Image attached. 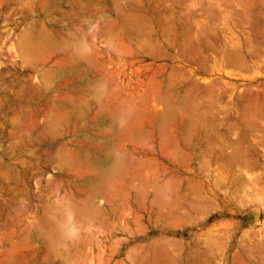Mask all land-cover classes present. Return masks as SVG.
I'll return each mask as SVG.
<instances>
[{
    "label": "rangeland",
    "instance_id": "374dc122",
    "mask_svg": "<svg viewBox=\"0 0 264 264\" xmlns=\"http://www.w3.org/2000/svg\"><path fill=\"white\" fill-rule=\"evenodd\" d=\"M44 1L0 0V264H51L54 260L52 264H59L60 259L64 257L62 250L67 246L70 250L68 247L64 250L67 249L68 253L70 251V258L74 255L70 264H139L140 258L147 254V247L153 244L154 240L160 242L163 239L178 245V249L186 244L185 247L192 246L195 242L201 249L208 239H214L218 241L215 248L213 247L214 264H264V117L260 116L264 93V40L257 37L264 34V0H87L93 9L96 4L97 10H93V13L84 18L86 23L88 20H94L91 28L87 26L91 34L85 31L86 40L98 56L96 61L103 65L105 72L111 73L117 82L107 89L108 93L122 88L128 91L127 93L137 92L140 90L136 87L137 83L150 81L144 90L145 96L148 95L149 98L147 105L151 109L152 105L162 100L169 74H177L180 81L169 89L172 96L169 105L173 111L181 112L164 121L159 134L155 128L159 123L153 122L150 127L146 119L141 121L143 129L141 128L142 132L140 131L136 139L137 144L134 145L137 152L132 151L133 146L123 144L122 153L129 159H123H126L122 163L125 168L121 166V172H131L133 169L132 173L136 172L137 168L150 172L156 169L158 172L164 166L167 168V175L160 177V180L167 181L169 176L174 177L168 184L170 194L179 191V195L181 193L187 196L191 202L197 197L203 200L198 214H193L185 203L169 198V194L168 201L171 204L179 202L178 209L174 211L177 215L174 217L175 224H163L155 220L153 210L149 211L141 196L143 187L139 188V184L142 182L135 183L139 192L133 193L134 190H128L125 175L120 173L111 176V183L104 188L101 198L92 199L94 209L97 205L95 210L98 214H91L87 219H82L67 215L66 211L56 213L57 203H70L68 205L73 206L85 198L80 192L82 188L78 180L75 179L77 171L70 169L68 165L62 166L58 160L59 156L72 161L77 151L89 156L95 155L92 150L95 143L93 139L100 127L92 123V117L97 112L94 102L86 108L80 107L79 103L72 104L73 107H53L50 103L65 102L64 93L71 98L74 95L73 89L55 92L66 78L58 76L46 83L42 77L43 73L53 67L56 58L45 65L42 62L46 56H31L25 60L16 49L22 34L27 30L31 31L33 36L39 29L58 34L59 37L54 38L56 42L64 41L67 33L76 34L78 25L75 4L81 0ZM41 3L45 4L44 8L40 7ZM148 8H152L154 12L150 13ZM69 9L71 12L67 15ZM169 12L172 15H168ZM180 15L185 18V29L189 31L192 47H198V38L203 36V41L214 48V53L201 54L209 61H204L203 67L207 70L205 73L202 68L176 58L164 39L151 28L158 16L175 20ZM109 26L113 29L109 30ZM122 29H126L128 35H131L130 42L134 48L147 42L145 34L150 35L153 40L152 48L156 52L159 51V58L153 60L144 52L130 59L122 56ZM134 34L141 36L136 38ZM169 41H172V37ZM221 49L237 50L241 56L247 57L249 64L253 65L254 61V67L245 73L227 68L218 57ZM248 50L256 51L255 60L249 58ZM124 81H128V86ZM156 85L164 87L162 92L157 91ZM59 96L65 99L59 100ZM51 97H55L53 101L50 100ZM104 97L105 95L101 98ZM121 98L124 96L121 95ZM133 102L136 107L130 110L132 115L139 107L138 98L134 97ZM151 110L155 115L156 111L163 112L164 107L156 105L155 109ZM191 111L198 117L195 123ZM56 112L63 113L65 118L62 119V114L59 116ZM130 113L128 115L132 116ZM188 114L192 116L191 121ZM128 115L121 121L116 115L114 118H106L115 128L121 129L130 117ZM53 116H58L59 120L54 123L56 128L53 125L49 129L47 122ZM244 124L249 128H243ZM170 134L175 135L174 150L177 155L174 166L170 165L167 158L163 161L158 159L159 147L155 143L160 138L166 141ZM113 137L115 147L117 135L114 134ZM206 140L213 144H206ZM168 144L163 145L171 152ZM107 146L102 145L104 148ZM238 146L244 150L245 158L257 159V167L240 168L237 164L227 165L218 159L220 153L230 154ZM144 147L152 151L154 160L153 163L148 162L150 165L146 166L147 169L145 165L148 164L143 165L146 170L134 164L144 157ZM194 185L201 188L199 196L191 191ZM206 187L212 190L213 195L205 190ZM103 197L106 198L105 202L101 201ZM66 201L68 203H65ZM44 216L49 217L51 221H67L66 228L71 231V234L62 239L65 245L61 243L63 246L57 249L53 259L48 255L46 242L34 231L39 223H43ZM77 241H80V244ZM134 248L135 252H132L134 250L131 249ZM179 250L175 254H179ZM128 253L131 259L127 258Z\"/></svg>",
    "mask_w": 264,
    "mask_h": 264
},
{
    "label": "bare ground",
    "instance_id": "6f19581e",
    "mask_svg": "<svg viewBox=\"0 0 264 264\" xmlns=\"http://www.w3.org/2000/svg\"><path fill=\"white\" fill-rule=\"evenodd\" d=\"M43 2H45V1L43 0ZM54 2H55V0H54ZM180 4H181V2H180ZM182 4H184V3H182ZM41 5H43V6H41ZM41 5H40V7L44 8L45 4L44 3H41ZM95 5H94V9H93L92 4L90 5V2L87 3V0H81V1H78L75 4V18H76V21H77L76 23L78 25V28L76 30V34L67 33L66 38L64 39V41L56 42L54 40V38L55 37L56 38L59 37L58 34H53V33H50V32H46V31H43L42 29H39L37 31V34L34 35V36L32 35V32L31 31L27 30L24 34H22L21 40L17 44V48H16L18 50L19 55L23 59H25V60H28V58L31 57V56L32 57L46 56V58L42 62L43 64L45 63V65H46V62L50 61L51 59H53V58H56L57 59L55 62H53V67H51L48 71H46L45 73H43L42 77H43V79L45 80L46 83H49V82L53 81V79L57 78L58 76H61L63 78H66V80H64L58 86V88L56 89L55 92L56 93L57 92L59 93V91H61L62 89H64V90L73 89V94L74 95H73V98H71L67 94L64 93V96L66 97V101L65 102L64 101L63 102H58V103H55L53 101L56 96L55 97H51L50 100H52L53 102H50V103L54 105L53 107H55V106L56 107H69L70 105H72L74 103H79L80 107L83 106V107L86 108V107H90L93 102L96 103V107H97V110H96L97 112L92 117V123L93 124H97L100 127V129H98L96 131V134H95L96 137L93 139V143L94 142L95 143H94V146L92 147V150H94L95 155L89 156V155L80 153L81 151L80 152L77 151V152L74 153L75 159L72 160V161L71 160L68 161V160L64 159L63 157L61 158V156H59L60 158H58L59 163L62 166L63 165H66V166L68 165V167L70 169H75L77 171L76 172L77 175H75L76 176L75 179L78 180V183H79L80 187L82 188V191H80V192H81L82 195H84L85 198H84V200H82L81 202H79L78 204H75L73 206L72 205H68L70 203H68L67 201L65 202V203H68L67 205H64V203H60V204L57 203L56 206L58 207V209H56L55 211H56V213L57 212L62 213L64 211H66L67 212V215L69 214L70 216L72 215V217L75 216L76 218H82V219L83 218H86L87 219V217L89 215H91V214H96V213L98 214L97 210H95L97 208V205L95 206L96 208L94 209L93 200L92 199L93 198H101L102 191L104 190L105 187H108L110 185V183H111L110 182L111 176L114 173H120V174H124L125 177H126V181H127L126 184L128 185V190H134L133 193H136L137 194L139 192V191L137 192V190H139V188H142L143 187V190L141 192V196L143 198L144 203H146L147 206L149 207V211L151 212L153 210L155 220L160 221L163 224H166V223L175 224L176 223V221H175L176 218H174V217L175 216L177 217V215H176V212L174 213V211L176 209H178L179 202L185 203L191 209V211L193 212V214H195V213L198 212L199 207L200 206L202 207V205L204 203L203 200L200 199L199 197H197V198H194V201L193 202H191V201H189L190 198H187V196L182 195L181 193L179 195L178 194L179 191H177L175 193L171 192V194H170L168 192L169 191L168 184L171 181V179L174 178V177L173 176H169V178H168L169 180H167V181L166 180L165 181H161L160 180V177H164L165 175H167V172H166L167 168H165L163 166V168L160 171H158V172H157L156 169H155L156 172L155 171L150 172L149 170H146L147 167H149V165H150L149 163L150 162H152V163L154 162L153 157H152V151L149 150L148 148H145V147L142 148V151L144 152L143 153L144 154V157L142 156L143 154L141 153L142 154L141 156L143 158H141L140 160H138V161H136L134 163L136 165V167L141 166L143 169H145L143 165L148 164V165H145V167L147 166L146 169H145L146 171H144V170H141L140 171L137 168V169H135L136 172H134V173H132L133 169H132L131 172H129V171H126V172L122 171L121 172V170H122L121 169V166H123V167L125 166V165L122 164L123 161L125 162V160H126V159L123 160L124 158L129 159L124 153H122L123 152L122 151V145L123 144L127 143L129 146H131V147L133 146L132 151L134 153L137 152V149H136V147L134 145L137 144V141H136L137 136L139 135V133L142 132L141 130L143 129L142 128L143 126L141 124V121L143 122L146 119V122H148V124H150V127H151V124L153 122L154 123L155 122L159 123L160 125H158L157 127H155L156 130H157V133H158L159 130H160V126H161V124L164 121L168 120L169 118H171L174 115H178V113L181 112V111H179L178 108H177L178 109L177 111H179L178 113L175 112L176 111L175 109H174L175 111H173V109L171 108V105H169V102H170L171 97H172L171 96V92H169V89H171V87L173 86V84H175L177 82H180V81L177 78L178 77L177 74L176 75L169 74L167 76V79H166L167 85H164L165 86V91L163 92L164 95H163L162 100L159 101V102H157V103H155L154 105H152V107L150 106L151 109H155L156 105H159V106L162 105L164 107V111L162 110L163 112L157 113V111H156L155 115L151 113L152 110L147 105V100H149V98H148V95L145 96V93L146 92L144 90L146 86L147 87L149 86L150 81L149 82L147 81L148 83L147 82H145V83L144 82L137 83L136 87H139V89H140L139 91H141L142 93H139V91L132 92V93H127L128 91L126 92L123 88L120 89V90L112 91V92L110 91L108 93L107 92V89L110 86L116 85V83H117L115 81V77L112 76V75H110L111 73L110 74L108 72L106 73L105 72V69L106 68L103 65H101L100 63H98L96 61L98 59V56L95 54L94 48L88 44V42L86 40V36H85V34L87 33V32L85 33V31H88L87 30L88 29L87 26H89L91 28L90 25H92L94 23L93 22L94 20L92 19L91 20L92 22H90V20H88V23H86V21L84 20V18L87 17V15H90L91 13H93V10L96 12L97 9L95 10ZM69 10L70 11L67 12V15H69L70 12H71V9H69ZM147 10L150 11V13L151 12H154L152 8H148ZM59 12L61 13V10L60 9H59ZM170 12H169L168 15H172ZM61 14H63V13H61ZM69 21H70V18H69ZM123 22H125V21L123 20ZM153 24H154V26H152L151 28L154 29L155 32L158 33L162 39H164L166 45L169 48H171L170 50L173 51V53L175 54L176 58L180 59L183 62H186V63H189V64H193L196 67L202 68L203 70H205V71H203L204 73L207 72V70L204 69L203 64H204V61L205 62H209V61H208V59L206 61V59L204 58V56L201 55V54L202 53H209V52L212 53L214 51V48L211 45H209V44H207V43H205L203 41L204 40L203 39V36H200L198 38V47H195L194 48V47L191 46V43H190L191 42V38L189 36V31L185 29L186 26H185V18L184 17H182L180 15V16H178L174 20V19H170V18H165L163 16H158L157 18H155ZM167 25H171L172 27L170 26V27L164 28ZM112 29H113V27L112 26L111 27L109 26V30H112ZM119 29H117V30H119ZM96 30H97V28H96ZM125 31H126V29L125 30H123V29L120 30V34H122L121 35V45L124 47V50L121 52V55L122 56H125V58L127 57V59L128 58L130 59V58H133V57H136V56H140L141 52H144L145 54H148L150 57H152L153 60H156L157 58H159V55H158V52L159 51L156 52L154 50V48H152V46H153V40H152V38H151L150 35L145 34V37L147 39V42L142 43L140 45H136L137 48H134L132 46L131 42H130V41H132L131 40L132 39L131 35L129 36L128 35L129 32L128 31L125 32ZM88 33H90V32L88 31ZM101 35L103 36V34H101ZM101 35H100V37H101ZM134 35H135L136 38L138 36H141L139 34H134ZM170 37H172V41H169V38ZM106 42H108V41H106ZM108 43L107 44L105 43V45H108ZM95 44H98V43H95ZM194 46H196V45H194ZM159 54H161V53H159ZM218 57H219L220 60H222V62L225 63L226 67L229 68V69H235V70H238L239 72H241V71H243L245 69L244 63L242 61V58L243 57H241L240 54H238V51L235 50V49L234 50H232V49L231 50L221 49L220 52H219V56ZM251 58H253L252 55H251ZM100 59H101V56H100ZM244 59H246V58H244ZM116 64H117V62H116ZM41 66H43V65L41 64ZM120 66H122V65H120ZM43 67H42V69H43ZM115 68H117V67H115ZM246 71H247V69H246ZM128 80L130 81L129 77H128ZM118 83H120V81ZM127 83H128V81H127ZM155 83H157V82H155ZM128 84H127V86H128ZM156 87H157V91H161V89L164 88V87L162 88V86H158V85H156ZM141 88H143V89L141 90ZM132 89L134 90V88H132ZM31 90H32V88L30 89V91ZM30 93H32V92H30ZM148 94H149V92H148ZM103 95H105L104 99L101 98ZM121 95L124 96L123 99L121 98ZM81 97H83V98H81ZM134 97H137L138 98V105L137 106H139V107L136 108L135 111H133V115H132L130 113V110L132 111V107H136L135 106V103L133 102ZM74 98H77V99L74 100ZM156 98H158L160 100L159 97H155V99ZM60 99H63V98L59 96V100ZM158 99H157V101H158ZM93 105H95V104H93ZM51 107H52V105H51ZM71 107H73V105ZM183 109H181V110H183ZM186 109H187L186 111H188V107ZM63 112H64V110H63ZM69 113H67V114H69ZM129 113L132 116L128 115ZM61 114H62V116H60ZM61 114L57 113L56 115H59L60 117H62V119H63V117L65 118L66 113L64 112L65 116H63L64 115L63 113H61ZM115 115L118 116L117 118L120 121L126 119L127 118V115L130 116L128 118V120H126V124L124 125V127H122L121 129L115 128V125L113 123L112 124H111V122L109 123V119L107 121V118H106L107 116L109 118H114ZM79 116H80V114H79ZM79 116L77 118H79ZM191 117L192 116H190V118H189L190 121H191ZM66 118H67V116H66ZM148 119H149V121H147ZM192 119H194V118H192ZM58 120H59L58 116H53L52 118L50 117V119L47 122L48 123L47 124L48 125V128L51 127V126L53 127L54 123H56ZM74 127H75V125H74ZM163 127H164V125H163ZM55 128H56V126H55ZM49 129H51V128H49ZM188 130H189V128H188ZM45 131H47V130H45ZM114 134L117 135V140L115 139V141H117L115 147H113L114 146L113 145V143H114V137H113ZM172 135L173 134L168 135L167 138H166V141L164 140L165 142L163 141V138L162 139L160 138L161 140L159 139L158 142H155V143H157L158 144L157 146L159 147V149L157 150V151H159L158 159H160L161 161H163L165 158H167L169 160V162H170V165L171 166H174V164H175V157L177 155L176 154L177 151L174 150V147H175V145H174L175 144V140H174L175 138L174 137H175V135L174 136H172ZM139 139H140V137H139ZM185 142H186V140H185ZM164 143H169L167 146H170L171 147V149H172L171 152H168L167 151V148H165V146L163 145ZM103 144H106L108 146L104 148V147H102ZM186 145H187V143H186ZM230 148H231V146H230ZM237 148L234 149V151L232 153H230V154H224L223 152L220 153L218 159L220 161L224 162V164H227V165L237 164V165L240 166V168L241 167H247V168H251V167H254L255 168V167H257L258 161H257L256 158L255 159H252V160H249L248 157L245 158V155L243 153L244 150L241 148L243 150L242 151V150H240V148H238V149ZM221 150H223V149H221ZM130 151H131V148H130ZM157 151H155V152H157ZM166 151L168 152L167 153V156L165 155L166 154ZM216 155H218V154H216ZM185 160H187V159H185ZM157 162H158V160H157ZM180 162H181V160H180ZM60 164H59V166H60ZM185 173H188V172H185ZM183 174H181V175H183ZM185 177H187V175ZM65 179H67V178H65ZM184 179H186V178H184ZM205 179H206V177H205ZM73 180H74V178H73ZM137 182H142L141 184H139L140 185L139 188H138L137 185H135V183H137ZM189 183H188V185H189ZM199 183H198V185H200ZM198 185L192 186L191 187V191L193 193H195L196 195L199 196V194L201 193L200 192V189L201 188H199ZM205 190L208 191V193H211L212 192V190L209 187H206ZM169 194L171 196H169ZM195 194H194V196H195ZM211 195H213V194L211 193ZM105 196H107V195H105ZM115 196H116V194H115ZM168 196H169V198L170 197L175 198L174 200H176V201H177V199H178V201L179 200L180 201L177 204H171L168 201V199H169ZM68 197H69V195H68ZM120 197H121V195H120ZM127 197H129V195H127ZM103 198L101 199V201H104L105 202V199L106 198H104V199ZM114 198H116V197H114ZM136 198H135V200H137ZM62 199H64V198H62ZM221 199L223 200L224 199V196L221 197ZM143 201H142V203H143ZM171 201H173V199ZM176 201H174V203ZM120 202L121 201H119V203ZM106 203H107V200H106ZM136 204L138 205V203H136ZM219 204H220V202H219ZM113 206H114V204H113ZM99 207H100V205H99ZM121 208L122 207H120V209ZM112 210L113 209H111V211ZM141 210H143V209H141ZM101 213H99V215ZM46 217L44 216L43 223L42 224L39 223V225H37L34 228L35 229L34 231H35V234L39 238H41L44 242H46L47 247L49 249L48 255L53 259V257H55V255L57 254V249L59 247L61 248V246L65 245L64 242L62 241V239H64V237H66L71 231L66 228L67 227V225H66L67 224V221H65L66 222V224H65V222L62 221L61 219L60 220H55L54 219V221H51L50 219H48L49 217L48 218H46ZM94 217H96V216H94ZM101 218H102V216H101ZM226 218H228V217H226ZM149 219H150V217H149ZM92 220H93V218H92ZM108 220H109V218H108ZM147 221H148V218H147ZM217 221L219 222V218H218ZM109 222H110V220H109ZM223 223H224V221H223ZM225 224H227V223H225ZM125 229L126 228L124 227L123 230L125 231ZM213 231H215V230H213ZM200 232H201V230H200ZM216 232H218V231H216ZM127 235L130 236L131 234L130 235L127 234ZM121 236H122V234H121ZM159 238H161V237H159ZM155 241L156 240H154V243L153 244H151V245H149L147 247V249H146L147 254L146 255H143L140 258L139 264H214L213 247L218 243L217 240L208 239V241L204 244L203 247L201 245V247H202L201 249L198 248L199 246L195 242L193 245L191 244L192 246L185 247L187 245L186 244L184 247H180L179 248L180 250L178 249V245H176L174 243H170L167 240H164L163 239L160 242H155ZM77 242L79 243L80 241H77ZM97 242H99V241H97ZM61 243H63V245H61ZM82 243H83V239H82ZM88 246H89V244H88ZM67 247H64V249L67 248ZM81 247H82V245H81ZM82 248H86V247H82ZM64 249L62 250V252H63L62 255H64V257L61 258L60 259V263L59 262L58 263L59 264H70V262H72L74 260V255L72 257L73 258V260H72V258H70V255H69L70 251L68 253V250L67 249L64 250ZM69 250H70V248H69ZM81 250L82 249H80V250L78 249V251H81ZM131 250H134L132 252H135V248L134 249H131ZM177 250L180 251V252L178 251L179 254H175V252ZM60 251H61V249H60ZM78 251L76 253H78ZM103 253H101V254L103 255ZM72 254H74V253H72ZM130 254H131V252H130ZM130 254L128 253V257L126 256L128 259H131V258H129L130 257ZM135 259H137V258H135ZM88 260H89V258H88ZM230 260H232V257H230ZM54 261H52V262H54ZM129 261H131V260H129ZM52 262H51V264H52ZM229 263H231V262H229ZM74 264H76V263H74ZM132 264H135V262L132 263Z\"/></svg>",
    "mask_w": 264,
    "mask_h": 264
},
{
    "label": "crops",
    "instance_id": "0c3cea01",
    "mask_svg": "<svg viewBox=\"0 0 264 264\" xmlns=\"http://www.w3.org/2000/svg\"><path fill=\"white\" fill-rule=\"evenodd\" d=\"M257 37H261V38H263V40H264V34H260V35H257ZM249 41V40H248ZM256 51H249L248 50V55H249V58L251 59V57H250V54H252L254 57L252 58L253 60H255L256 58V53H255ZM239 54V53H238ZM241 56V55H240ZM241 57H243L242 58V61H243V63H244V66H245V69L243 70V71H241L240 73H245V72H247L248 70H249V68H253L254 67V61H253V65H251V64H249L250 62L248 61V60H246L247 59V57H245V56H241ZM244 58H246V59H244ZM249 67V68H248ZM246 69H247V71H246ZM263 112H264V93L262 94V100H261V113H260V116L261 117H264V115H263ZM191 114H192V116H193V118H194V123L195 122H197V120H198V117H197V115L195 114V112L193 113L192 111H191ZM243 128H249V126L248 125H246V124H244V126H243ZM242 137H243V134H242ZM206 144H213V142H211V141H209V140H207L206 141ZM237 148V147H236ZM235 148V149H236ZM238 148H240V150H242L241 149V147H239L238 146ZM237 148V149H238ZM243 151V150H242ZM244 153V152H243Z\"/></svg>",
    "mask_w": 264,
    "mask_h": 264
}]
</instances>
